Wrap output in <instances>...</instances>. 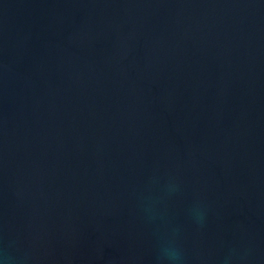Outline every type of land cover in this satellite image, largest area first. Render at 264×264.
Instances as JSON below:
<instances>
[{"label": "water", "instance_id": "95a60500", "mask_svg": "<svg viewBox=\"0 0 264 264\" xmlns=\"http://www.w3.org/2000/svg\"><path fill=\"white\" fill-rule=\"evenodd\" d=\"M264 264V0H0L5 264Z\"/></svg>", "mask_w": 264, "mask_h": 264}, {"label": "clouds", "instance_id": "9594fccd", "mask_svg": "<svg viewBox=\"0 0 264 264\" xmlns=\"http://www.w3.org/2000/svg\"><path fill=\"white\" fill-rule=\"evenodd\" d=\"M163 256L169 261V264H176L179 254L174 247H167L163 249ZM0 264H5V259H0Z\"/></svg>", "mask_w": 264, "mask_h": 264}]
</instances>
